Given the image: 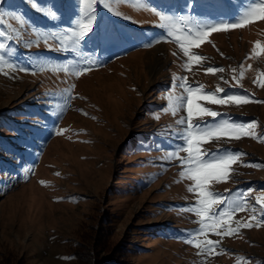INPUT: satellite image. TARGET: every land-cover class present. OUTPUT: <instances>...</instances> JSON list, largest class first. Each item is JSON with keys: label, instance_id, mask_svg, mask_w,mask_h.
I'll return each instance as SVG.
<instances>
[{"label": "rangeland", "instance_id": "1", "mask_svg": "<svg viewBox=\"0 0 264 264\" xmlns=\"http://www.w3.org/2000/svg\"><path fill=\"white\" fill-rule=\"evenodd\" d=\"M107 2L109 7L96 6L97 37L73 45L64 33L75 27L88 0H0V57L6 62L0 63V263L77 264L71 252L81 246L95 248L99 260L110 264H264V226L224 236L213 252L185 242L199 227V217L188 210L197 197L180 175V161L169 156L182 143L173 136L186 112L173 115L168 99L187 95L180 87L185 77L205 93L225 89L217 98H254L226 105L201 99L221 116L205 115L197 123L255 120L254 133L264 138V20L211 33L192 49L205 57L196 62L173 38L165 40L159 17L143 10L140 0ZM186 2L147 0L167 15L226 22H234L248 0H195L191 10ZM52 4L58 19L39 10ZM61 40L67 47L58 51ZM256 41L262 45L258 56L252 51ZM8 64L37 67L33 74ZM65 65L69 73L54 70ZM85 66L91 70L77 77ZM208 67L224 71L206 73ZM241 72L237 84L233 77ZM217 149L246 155L231 166L230 180L208 187L229 200H246L248 209L235 213L229 225L253 223L251 216L260 215L256 197L264 198V143L244 136L202 146ZM205 239L220 241L212 231L197 242Z\"/></svg>", "mask_w": 264, "mask_h": 264}, {"label": "snow or ice", "instance_id": "2", "mask_svg": "<svg viewBox=\"0 0 264 264\" xmlns=\"http://www.w3.org/2000/svg\"><path fill=\"white\" fill-rule=\"evenodd\" d=\"M115 2L119 3L120 0H115ZM74 3L82 5L84 0H74ZM100 3H104L105 7H109L107 0H88L87 8H80V15L75 21V27L69 28L64 33L65 37L71 38L73 45H80L82 42H87L88 40H93L97 37L99 23L96 6ZM194 3L195 0H187L185 7L191 10ZM140 6L143 10L150 11L155 16L159 17L160 23L157 27L167 30L166 33L162 34L164 35L165 40L173 38L179 45L184 56L188 58V61L196 62L203 61L205 57L195 54L192 52V49L199 48L201 43L206 41L211 33L246 27L250 23L264 20V0H248L247 6L243 8L234 22H226L222 18L218 21H205L190 14L167 15L162 11H157L155 8L148 6L147 0H140ZM39 10L50 19L59 18V10L56 9L54 4L47 8L40 7ZM109 10H111V8ZM116 14L120 15L119 12H116ZM14 19L22 20V17L17 16L14 17ZM37 32L39 35H44L42 30H37ZM177 33H179V35H177ZM48 36H51L53 39H59L56 33H49ZM48 36H45V44H47ZM157 42L160 41L157 40ZM24 46L31 47L32 43L27 42ZM61 46L67 47L63 40H61V44L56 47V50H61ZM148 46L151 45L149 44ZM49 47L51 48V46ZM3 48H5V45L0 43V49ZM258 48H262L260 41H256L252 50L257 56L261 54L257 51ZM0 63H6L3 61L2 57H0ZM8 67L14 70L31 72L34 74L37 65L33 64L30 67L25 68L18 64H8ZM185 67L187 68V64H185ZM54 70H62L65 73L70 72L69 67L66 65L57 66ZM90 70V67L85 66L83 69L76 70L75 75L78 77L82 72ZM205 71L206 73L215 74L217 72H223L224 69L208 67ZM233 71L235 72L236 70L234 69ZM242 77L243 73L241 72L240 77L233 78L236 79L237 84H239L240 78ZM182 79L184 82L181 83L180 87L185 89L187 95L175 98L171 96L168 97L173 115H176L181 109L186 112L185 116H181L176 121L177 125L182 127L179 128L173 136L174 139L181 141L182 143L177 144L174 150L169 151V156L180 161V166L183 169L180 175L182 178L186 177L192 182L188 191L197 197L195 203L190 205L188 210L199 217V227L188 233L185 242L194 247L200 248L202 252H213L219 247L224 236L235 235L239 232L240 228L264 226V198L260 196L256 197V201L260 205V215L259 217L255 214L251 216V221L253 223L235 222L236 227L234 228L229 225L228 221L233 218L235 213L246 211L249 206L245 199L229 200L227 196L210 191L208 182L223 183L230 180L232 171L231 166L246 154L242 152H233L230 149H217L215 152H208L207 150H202V146L206 142H211L212 140L219 141L221 138L225 137L230 141L231 139L239 140L244 136H251L253 139H256L261 143H264V138L254 133V129L257 127L258 123L255 120L246 123H237L230 119H222L211 125L197 123V121H203L205 115L213 118L221 116V113L212 111L199 104L198 101L201 99L208 103L226 105L246 104L253 102L254 98L250 100L249 96L239 94H230L226 95V98H217L218 94L225 93V89L217 86L214 93H205L203 86L194 87L187 83L186 77ZM253 83H258V81H253ZM259 86L264 87V83H260ZM72 87L74 88V85ZM71 98L73 97L69 96V99ZM194 102L197 103L195 110L193 107ZM180 152L186 153V157H180ZM246 166L262 167V165L251 164ZM41 183H43V181ZM227 191L230 190H226V192ZM239 196L245 197V193L240 192ZM196 205H198V207ZM255 211L256 209L253 207V212ZM209 231H212L216 236H219L220 241L205 239L197 242V238L200 235L207 236ZM216 254L219 255L220 253ZM238 264H242V262L238 261Z\"/></svg>", "mask_w": 264, "mask_h": 264}, {"label": "trees", "instance_id": "3", "mask_svg": "<svg viewBox=\"0 0 264 264\" xmlns=\"http://www.w3.org/2000/svg\"><path fill=\"white\" fill-rule=\"evenodd\" d=\"M78 251L71 252V255L77 261V264H110V262L99 260L98 254L95 248H91L90 251L85 250L81 246H76ZM7 263H0V264H9V260H5Z\"/></svg>", "mask_w": 264, "mask_h": 264}, {"label": "bare ground", "instance_id": "4", "mask_svg": "<svg viewBox=\"0 0 264 264\" xmlns=\"http://www.w3.org/2000/svg\"><path fill=\"white\" fill-rule=\"evenodd\" d=\"M162 58V57H161ZM158 63L160 64L161 63V60L159 61V59H158V62H157V65H158ZM157 67V66H156Z\"/></svg>", "mask_w": 264, "mask_h": 264}]
</instances>
